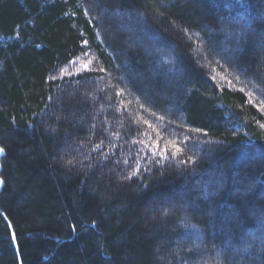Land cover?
I'll return each instance as SVG.
<instances>
[{
	"label": "trees",
	"instance_id": "trees-1",
	"mask_svg": "<svg viewBox=\"0 0 264 264\" xmlns=\"http://www.w3.org/2000/svg\"><path fill=\"white\" fill-rule=\"evenodd\" d=\"M0 148V264H264V0H0Z\"/></svg>",
	"mask_w": 264,
	"mask_h": 264
},
{
	"label": "snow or ice",
	"instance_id": "snow-or-ice-1",
	"mask_svg": "<svg viewBox=\"0 0 264 264\" xmlns=\"http://www.w3.org/2000/svg\"><path fill=\"white\" fill-rule=\"evenodd\" d=\"M87 14V13H86ZM86 43V42H85ZM207 53L208 54H211V53H215V54H219L218 52H216V47H215V45H210L209 47H208V49H207ZM208 54H206L205 55V59H209L210 58V56L208 55ZM165 63H167L168 61H164ZM246 74V73H245ZM139 131V130H138ZM162 131L163 132H168L169 130L167 129V128H165V129H162ZM157 148H159V145H157ZM3 152H4V149L3 148H0V154H3ZM163 152L165 153L164 155H161L160 156V159H155V157L158 155V153L157 152H153L152 153V156H153V160H152V164L153 165H158V164H160V162H161V160H165V159H174L175 158V153H180L181 152V146L180 145H177V146H175V153H170V152H168V149L167 148H165V149H163ZM183 162H187V161H183ZM0 183H2V181H0ZM15 237L13 236V239H14ZM217 255H219V254H217Z\"/></svg>",
	"mask_w": 264,
	"mask_h": 264
},
{
	"label": "rangeland",
	"instance_id": "rangeland-1",
	"mask_svg": "<svg viewBox=\"0 0 264 264\" xmlns=\"http://www.w3.org/2000/svg\"><path fill=\"white\" fill-rule=\"evenodd\" d=\"M2 154H0V156H1ZM0 186H1V183H0Z\"/></svg>",
	"mask_w": 264,
	"mask_h": 264
}]
</instances>
